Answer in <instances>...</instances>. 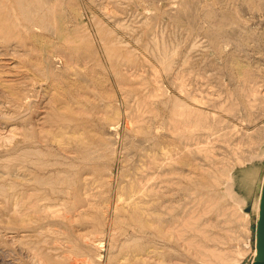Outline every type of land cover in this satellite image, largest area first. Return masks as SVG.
Wrapping results in <instances>:
<instances>
[{"label": "rangeland", "instance_id": "1", "mask_svg": "<svg viewBox=\"0 0 264 264\" xmlns=\"http://www.w3.org/2000/svg\"><path fill=\"white\" fill-rule=\"evenodd\" d=\"M43 1L46 2L45 5L52 7L50 10L51 15L48 14L45 17L44 13L39 12L37 14L39 20L45 17L42 19L44 25L41 24V20V22L37 21L35 28L32 26L35 30L32 28L29 30L30 35L26 27H20V32L18 31V33L21 37H17L15 34L14 36H8L5 31V33L0 32V141H2L0 142V193L6 191L5 188L8 189L7 193L0 194V264H120V261H122L121 264H132V262L133 264H161L162 261L163 264H167V262L169 264H209L210 261H205L209 257H202L205 259L202 260L201 255L194 249V245H186V247L180 243L179 246H184L183 248L185 249L182 250L183 248L180 249L177 243L167 245L162 240H160L161 242L159 240L158 242H151V248L153 246L156 248L151 249L146 255V251L140 254L141 247L139 245H144L148 239L152 240L154 237L151 236L152 234L144 236L140 226L134 221V224L131 222L133 218L130 216L133 210L130 204L132 203L133 206L134 201L141 204L145 200L153 201L156 204L161 203L164 212L173 208L175 212L182 213L181 215L190 212L194 213L196 208L199 210L202 206L199 204L201 197L205 198L204 200L206 201L209 199L208 204L212 202L206 209L205 217L203 218L208 217V233L214 239H209L205 245L223 249L228 259L232 260L231 264H251L256 247L257 215L254 205L259 199L264 175V0H49V4L46 0ZM62 7L63 9H61ZM53 14L54 16H52ZM48 23H52L53 27L52 25L48 27ZM38 24H41L40 27H38ZM42 27L45 29H42ZM36 28H40L43 31L41 32L38 29L36 33ZM51 30L53 31L52 34ZM10 34L12 33L9 32ZM69 34L73 35L70 36ZM23 39H26V42ZM27 39L29 42H27ZM14 43H17L16 47H19L16 48L17 51L10 48L14 46L12 45ZM28 43L30 45H27ZM30 50H34V53H31L33 51ZM23 51L24 53H22ZM171 51L172 53L173 51L176 52L171 54ZM15 52H18V55ZM169 53L175 55V58L173 59ZM162 54L167 56V59H163ZM168 56H170L171 60ZM161 60H163L162 64ZM68 61L69 63H67ZM169 63L172 67L169 66ZM178 66H181L180 69H178ZM165 67L170 68V71L167 72L169 69L166 68V71ZM182 71L184 76L183 74L180 75ZM177 72L181 76L179 77L181 81H179ZM175 75L179 82L176 81ZM183 77L184 79L182 80ZM149 91L151 92L149 93ZM152 91L157 98L149 100L150 97L147 96H151ZM52 93L54 94L51 95ZM159 94L158 98L157 95ZM173 94L178 95L175 97ZM171 96L172 99L176 100V103L172 101ZM146 97L149 100L145 101L147 107L142 101ZM134 98L140 102L138 107V101ZM181 98L184 101L186 100L183 103L187 102L184 106L180 102ZM23 100L24 102H22ZM49 100H53V102ZM166 101L167 103H165ZM173 102L176 106H179L177 107L178 110L173 108L175 106H173ZM46 103H48V106ZM141 104H143V108ZM170 106L174 110L176 109L177 112L172 108L173 112L169 111ZM45 107L48 109H44ZM184 107L189 108L187 110ZM139 108L143 109L144 112L142 110L140 112L144 115L138 113ZM195 108L198 111L201 109L200 112L204 117ZM179 109L182 110L183 117H180L182 114L180 115ZM153 110L154 112H152ZM146 111L151 112L150 115H148L149 113L145 114ZM185 112H188V114ZM189 112L192 115L195 114L194 112H198V114H195L197 117L195 118ZM205 112L206 114H204ZM172 113H177L175 118L172 117L174 116ZM211 113L213 114L211 115ZM74 114L76 117L73 116ZM152 114L154 115L152 116ZM208 114L209 116L207 117ZM140 115L142 116L141 120L145 119L142 122H138L140 121L138 117ZM178 115L179 119L177 118ZM187 115H191L197 120L195 121ZM198 115L201 117L198 118ZM205 117L209 118V121ZM184 118H187L188 121L183 124L181 122ZM202 118L206 119L205 122L208 121L209 125H213L209 127V132L205 128L208 123H205V125ZM69 119H72V122ZM156 119L157 121L159 120L158 124ZM172 119L173 121L175 119V121L173 122ZM198 119L203 120V122H200L202 127L199 125L202 128L201 132L198 126V129L193 128V125L199 123L200 120ZM48 120L53 123L56 122L54 123L55 125ZM67 120L71 123L69 121L66 123ZM177 120L180 122H177ZM189 120L191 123L194 120L193 124ZM44 121L45 123L49 122V124L46 125ZM24 123L25 127H22V129L18 127L19 125L23 126ZM188 123H190V126ZM172 124L175 127L178 125V130H176L177 128L174 130ZM14 125L18 129L20 128L21 131H17L18 129ZM59 125L63 126L60 127ZM12 126L13 128H11ZM23 128L26 130H28L27 128L31 129L27 131L31 136H28ZM45 128L48 130L47 134L50 135L47 136L46 134L44 136L46 131L40 129L45 130ZM50 128H53V130H50ZM180 128L182 130H179ZM191 128L194 130L193 132H191ZM36 129L38 133H36ZM69 129L76 134L75 136L73 135L74 137H84H80L82 139L80 142L83 144L71 138L69 139L70 141L72 140L73 145L68 141L66 134L70 132L68 131ZM205 129L208 133L204 132ZM10 130H12V133H19L17 135L12 134L14 136L12 137L11 135V140L9 139ZM32 130L38 134V137L34 132H31ZM79 131L81 133H78ZM172 131H174V134L175 131L178 132L174 136ZM64 132L66 133L65 136L62 134ZM59 134H61V137ZM78 134L81 135L79 136ZM151 135L153 141L150 139ZM33 136L37 137V139ZM40 136L41 139H39ZM43 137L48 138L45 140L50 141L46 143ZM57 137L61 140L58 144L56 143L58 141H56ZM143 137L146 140L145 142ZM185 138L189 141L186 140L185 142ZM53 139L56 144L51 142ZM197 139L198 142H196ZM43 140L45 141L44 144L42 143L44 142ZM62 140H64L62 143L63 148H59L58 146ZM73 141L77 142V146ZM193 141L198 143V145ZM103 142L106 146H104ZM67 144L68 146L70 145V147L67 146L69 149L74 144L78 148L74 146L70 149L71 151L69 149L63 151ZM89 144L94 149H90V152L93 151L94 153L95 148L97 149L94 156L89 154L90 152L87 156L85 155L87 154L85 151L88 152L90 148ZM161 144L162 148L160 147ZM201 144L202 146H200ZM187 146L190 147L188 148ZM196 146H199L197 147L198 151L195 149ZM99 147H102V149ZM86 148L88 149L86 150ZM190 148L193 150L190 151ZM35 149L39 153L35 152ZM41 149L42 151L44 150L43 153H41ZM74 149H78L80 152L81 150L79 149H82L83 153L85 152L83 154L84 157L78 151L76 153L72 152V150L75 151ZM163 149H167L165 153L172 158L168 156L167 158L166 154L163 153ZM204 150L207 151V153L205 152L206 154L202 152ZM26 151L30 154L37 153L38 156L37 154L35 156L30 155ZM146 151L149 154L151 153L152 156L150 155L147 158ZM208 152L211 154H208ZM16 153L18 154L16 155ZM96 154L98 155L95 157ZM161 154L165 155L162 156ZM25 155L27 157L23 158ZM39 155L42 158L45 155L41 159L45 163L39 162V158H41ZM153 155L157 158L153 157ZM185 155L188 159L183 157ZM36 156L38 157L37 161L35 160ZM91 156L94 157L93 161H96L91 163L94 167L96 166V169L94 168L93 170L91 167L89 169L87 164L88 158ZM176 156H178L177 159ZM152 157L158 161L154 159L152 161ZM208 157L209 159H207ZM64 158H69L70 160L67 159L69 160L67 161ZM240 159L242 162L238 163ZM62 160H64L65 166L64 163L61 164ZM79 161L80 163L82 162L81 166L75 167L79 164ZM216 161L220 162V164H217L218 162ZM209 162L211 163L209 164ZM71 163H75V168L71 165L72 170H70L68 165ZM148 163L150 164L148 165ZM213 163L218 168L213 166ZM211 164L213 168L210 167ZM141 165L146 166L148 168L147 171L144 170L145 167L143 166L142 169ZM19 166L21 169L18 168ZM67 167H69L70 173L67 171ZM169 167L173 168L170 169ZM205 167H209L212 170ZM137 168L140 170H137ZM200 168L201 170L204 169L203 172ZM221 168H223L225 174ZM150 169L153 171H149ZM217 169L223 177L217 172ZM225 169L226 171H224ZM51 170L53 172L57 171L52 173L55 175L60 170L62 171L59 174L64 175L66 173L64 175L66 183L62 182L64 185L61 183L62 190L66 189V192L64 191L66 194L56 189V194L54 195V191L52 192L53 196L51 195V191L47 187L48 184L44 181L50 174L46 175V179H41V174L50 173L52 172ZM73 170L76 171L73 172ZM170 171H174V174ZM140 172L143 174L144 179L145 177L150 178L149 176L152 177L154 174L155 178L158 174V177L155 178L157 182L153 177L150 183L148 182L149 179L146 182L147 184L149 183L147 185L149 193L146 190L147 195L145 196L147 198L143 196V199H130V203H126L129 200L127 195L128 187L132 183L131 181L136 178L135 174L139 177ZM226 173L228 175L224 178ZM166 174L169 175L166 177L164 176ZM68 175L71 176L68 177ZM186 176L190 179H186ZM228 176L234 178L227 179ZM39 177H41V180ZM71 177L72 179H77L73 181ZM90 177L93 178L91 179ZM192 178L195 180H192ZM213 180L214 182L216 181V184ZM163 182L171 186L163 184ZM177 182L181 184L177 186ZM2 183L6 186H3ZM150 184H153V188ZM42 185L45 186V190ZM66 185L71 186L67 187ZM181 185L182 187H180ZM217 186L219 189H216ZM9 187L11 190H9ZM163 188H167L166 191ZM203 188L206 191H203ZM228 188L230 191H228ZM191 191L196 201L191 197ZM201 191L202 193H200ZM196 193L200 195L199 198L195 197V195L198 196ZM47 194L50 195L48 196ZM86 194L91 195L85 197ZM120 194L121 196L124 195V199L122 197L121 200L119 199ZM63 195H66V197ZM42 196L44 198L45 196L51 197V199L45 198V201ZM82 197L85 200L81 199ZM41 198L44 199L45 203L43 201V204L40 203ZM56 199L59 201L66 199V202L62 204L60 201L61 204L58 206L57 203L59 201ZM86 199L88 202H92L93 205L92 203L91 205L90 203L87 204ZM125 199H127L126 202H124ZM190 199L192 200L189 201ZM47 200L49 205L50 202L54 203V208L50 207L52 211L46 208L49 207L46 206L48 204ZM80 200H82L83 204ZM184 201H188L186 202L188 205ZM235 203L238 206L240 205L238 209ZM117 206L122 207V210ZM180 206H185L186 208L182 207L181 209L179 208ZM232 206L233 209L231 208ZM75 208L77 209L75 210ZM123 209L130 214L126 215L128 212L124 213ZM81 210L84 212L83 214ZM52 212L55 213L56 217ZM71 215L72 218L70 217ZM84 216L86 217L83 218ZM89 217L92 219H89ZM126 219L131 223L126 222ZM96 220L99 222L98 225ZM211 222L214 224L212 225ZM49 226L53 227V229L49 230ZM195 240L200 241L199 237L195 238ZM81 246L87 250L82 249ZM160 249L163 250L161 253ZM134 250H137V253ZM120 251L121 253L119 254ZM135 255L139 257H135ZM148 258H151L153 262H150ZM234 258L237 260L236 262L233 260ZM215 264H224V262Z\"/></svg>", "mask_w": 264, "mask_h": 264}, {"label": "bare ground", "instance_id": "2", "mask_svg": "<svg viewBox=\"0 0 264 264\" xmlns=\"http://www.w3.org/2000/svg\"><path fill=\"white\" fill-rule=\"evenodd\" d=\"M46 1H47V3H48L49 0H46ZM51 1H52V0H51ZM51 1H50V2H51ZM45 3H46V2H44L43 0H0V32H4V31H5V32L8 33V34H7L8 36H12V35L14 36V34H15V36L18 37V36H20L19 33H18V31L20 32V27H22V26L26 27L27 30H28V32H29V30H30L31 28L33 29L32 26H34V28H35V26H36L35 23H36L37 21H40V20L42 21V19H44V18L46 17V15H48V14L51 15L50 10H51L52 7L50 8V6L45 5ZM52 3H53V2H52ZM48 4H49V3H48ZM64 4H65V3H64ZM64 4H63V6H64ZM50 5H51V4H50ZM59 6H60V4H59ZM65 7H66V6H65ZM61 9H63V7H62ZM52 11H53V10H52ZM52 11H51V12H52ZM63 11H64V10H63ZM39 12H41L42 14L44 13V15H45V17H44V18L42 17V19L40 18V20H39L38 15H37V14H39ZM55 12H56V11H55ZM41 13H40V14H41ZM53 13H54V12H53ZM63 13H64V12H63ZM42 16H43V15H42ZM52 16H54V14H53ZM67 16H68V15H67ZM39 17H40V16H39ZM48 17H49V16H48ZM49 18H50V17H49ZM49 18H48V20H49ZM46 19H47V18H46ZM51 19H52V18H51ZM41 21H40V22H41ZM68 21H69V19H68ZM71 21H72V20H71ZM45 22H46V21H45ZM47 22H48V21H47ZM55 22H56V21H55ZM64 22H65V21H64ZM49 23H50V22H49ZM49 23H48V24H49ZM67 23H68V22H67ZM69 23H70V21H69ZM34 24H35V25H34ZM41 24L44 25L43 21L41 22ZM41 24H40V25H41ZM56 24H57V23H56ZM56 24H55V26H56ZM63 24H64V23H63ZM38 25H39V24H38ZM38 25H37V26H38ZM40 25H39L38 27H40ZM46 25H47V24H46ZM50 25H52V23L49 24L48 27H49ZM43 27H44V26H43ZM43 27H42V29H45V28H43ZM52 27H53V25H52ZM52 27H51V28H52ZM70 27H71V26H70ZM72 27H73V26H72ZM22 28H23V27H22ZM36 29H37V30H36V33H37V32H38V29H40V28H36ZM53 29H54V28H53ZM53 29H52V30H53ZM33 30H35V29H33ZM40 30H41V29H40ZM49 30H50V29H49ZM52 30H51V34L53 33ZM55 30H56V28H55ZM42 31H43V30H41V32H42ZM77 31L80 32V30H78V29H77ZM5 32H4V33H5ZM9 32L12 33V34L9 35ZM41 32H39V33H41ZM47 32L49 33L48 30H47ZM65 32H66V31H65ZM81 32H82V31H81ZM54 33H55V32H54ZM20 34H21V33H20ZM26 34H27V33H26ZM45 34H46V33H45ZM29 35H30V32H29ZM39 35H40V34H39ZM41 35H42V34H41ZM43 35H44V33H43ZM69 35H70V34H69ZM72 35H73V34H72ZM72 35H70V36H72ZM4 36H5V35H4ZM25 36H26V35H25ZM33 36H34V35H33ZM53 36H54V35H53ZM213 36H214V35H213ZM6 37H7V36H6ZM20 37H21V36H20ZM27 37H28V36H27ZM30 37H31V36H30ZM43 37H44V36H43ZM45 37H46V36H45ZM68 37H69V36H68ZM68 37H67V38H68ZM79 37H80V36H79ZM8 38H10V37H8ZM11 38H14V37H11ZM28 38H29V37H28ZM67 38H66V39H67ZM76 38H77V37H76ZM14 39H15V38H14ZM20 39H21V38H20ZM49 39H50V38H49ZM77 39H79V38H77ZM2 40H3V39H2ZM17 40H18V39H17ZM23 40H25V42H26V39H23ZM23 40H22V41H23ZM45 40H47V39L45 38ZM71 40H72V39H71ZM73 40H75V39H73ZM75 41H76V40H75ZM27 42H29L28 39H27ZM31 42H32V41H31ZM59 42H60V41H59ZM61 42H62V41H61ZM65 42H66V41H65ZM68 42H69V40H68ZM23 43H24V42H23ZM57 43H58V42H57ZM103 43H104V42H103ZM12 45H14V46H12V47H10V48H13L15 51H17V50H16V48L18 47V46L16 47L17 43H14V44H12ZM27 45H30V44L28 43ZM27 45H25V46H27ZM73 45H74V44H73ZM79 45H80V44H79ZM113 45H114V44H113ZM35 46H36V45H35ZM111 46H112V45H111ZM29 47H30V46H29ZM72 47H73V46H72ZM74 47H75V45H74ZM79 47H80V46H79ZM79 47H78V48H79ZM8 48H9V47H8ZM18 48H19V47H18ZM30 48H32V47H30ZM38 48L40 49V47H38ZM78 48H77V49H78ZM8 50H9V49H8ZM49 50H52V49H49ZM106 50H107V49H106ZM0 51H1V49H0ZM20 51H21V50H20ZM30 51H33V52H31V53H34V50H30ZM41 51H42V50H41ZM11 52L14 53L13 51H11ZM25 52H26V51H25ZM27 52H28V50H27ZM167 52H168V51H167ZM174 52H176V51H173V53H174ZM5 53H6V52H5ZM15 53H16V52H15ZM17 53H18V52H17ZM17 53H16V54H17ZM22 53H24V51H23ZM55 53H56V52H55ZM164 53H165V52H164ZM170 53L173 54L172 51H171ZM170 53H169V54H170ZM7 54H8V53H7ZM49 54H50V53H49ZM68 54H69V53H68ZM105 54H106V53H105ZM171 54H170V55H171ZM8 55H9V54H8ZM17 55H18V54H17ZM20 55H21V54H20ZM29 55H32V54H29ZM51 55H52V54H51ZM55 55H56V54H55ZM55 55H54V56H55ZM162 55H163V54H162ZM167 55H168V54H167ZM122 56H123V55H122ZM171 56H172L173 59L175 58V55H171ZM61 57H62V56H61ZM168 57L170 58V56H168ZM71 58H72V57H71ZM164 58L167 59V56H164V55H163V59H164ZM31 59H32V58H31ZM37 59H38V58H37ZM49 59H50V58H49ZM72 59H73V58H72ZM119 59H120V58H119ZM166 59H165V60H166ZM45 60H46V59H45ZM68 60H69V59H68ZM116 60H117V59H116ZM159 60H160V59H159ZM165 60H164V62H165ZM170 60H171V58H170ZM170 60H169V61H170ZM35 61H36V60H35ZM162 61H163V60H161V64H162ZM172 61H173V60H172ZM81 62H82V61H81ZM84 62H85V60H84ZM108 62H109V61H108ZM167 62H168V61H167ZM48 63H49V62H48ZM67 63H69V61H68ZM76 63H77V62H76ZM120 63H121V61H120ZM165 63H166V62H165ZM171 63H172V62H171ZM185 63H186V61H185L184 64H183L184 66H185ZM34 64H35V63H34ZM74 64H75V63H74ZM84 64H85V63H84ZM163 64H164V63H163ZM169 64H170V63H169ZM32 65H33V62H32ZM177 65H179V64H177ZM183 65H182V67H184ZM164 66H165V64H164ZM166 66H167V64H166ZM169 66L172 67L171 64H170ZM173 67H174V66H173ZM175 67H176V66H175ZM178 67H179V66H178ZM178 67H177V68H178ZM180 67H181V66H180ZM180 67H179L178 69H180ZM45 68H46V67H45ZM68 68H69V67H68ZM166 68H167V67H165L164 69H165L166 71H167V69H169V70L167 71V72H169V71H170V68H167V69H166ZM177 68H176V69H177ZM129 70H130V69H129ZM165 70H164V73L166 74ZM173 70H174V69H173ZM178 72H180V71L178 70ZM178 72H177V73H178ZM118 73H119V72H118ZM184 73H185V72H184ZM167 74H168V73H167ZM174 74H175V73H174ZM181 74H183V71H182V73H180V75H181ZM176 75H177V74H176ZM176 75H175V76H176ZM185 75H186V74H185ZM177 76H178V78L181 77V76H179V73H178ZM177 76H176V81H177V82L181 81V80H180L181 78H179V81H178ZM183 76H184V74H183ZM186 76H187V75H186ZM170 77H171V76H170ZM185 78H186V77H185ZM134 79H135V78H134ZM172 79H173V78H172ZM183 79H184V77L182 78V80H183ZM173 80H175V79H173ZM184 81H185V80H184ZM186 81H187V80H186ZM73 82H74V81H73ZM174 82H175V81H174ZM69 83H70V82H69ZM71 83H72V82H71ZM122 83H123V82H122ZM181 83H182V82H181ZM67 84H68V83H67ZM123 84H124V83H123ZM123 84H121V85H123ZM171 84H172V83H171ZM171 84H170V85H171ZM176 84H177V83H176ZM176 84H175V85H176ZM182 84H183V83H182ZM68 85H70V84H68ZM126 85H127V83H126ZM133 85H134V84H133ZM136 85H137V84H136ZM157 85H158V84H157ZM164 86H165V85H164ZM176 86H177V85H176ZM176 86H174V87L177 88L178 86H177V87H176ZM181 86H182V85H181ZM75 87H77V86H75ZM129 87H130V85H129ZM157 87H159V86H157ZM182 87H183V86H182ZM182 87H181V88H182ZM78 88H79V87H78ZM78 88H77V89H78ZM161 89H162V88H161ZM187 89H188V87H187ZM141 90H142V88H141ZM158 90H159V89H158ZM158 90H157V91H158ZM176 90H178V89H176ZM180 90H181V89H180ZM123 91H124V90H123ZM163 91H164V89H163ZM167 91H168V90H167ZM181 91H182V90H181ZM187 91H188V90H187ZM52 92H53V91H52ZM71 92H72V91H71ZM124 92H125V91H124ZM147 92H148V91H147ZM150 92H151V91H149V93H150ZM128 93H129V92H128ZM181 93H182V92H181ZM53 94H54V93H52L51 95H53ZM147 94H148V93H147ZM154 94H155V93H153V91H152V94H151L152 98H151L150 95L147 96V97H150L149 100H150V99L157 98L156 95H154ZM156 94H157V93H156ZM51 95H50V97H51ZM131 95H132V94H131ZM144 95H145V93H144ZM144 95L142 94V96H144ZM174 95H175V94H173V96H174ZM177 95H178V94H177ZM177 95H175V97H176ZM188 95H189V94H188ZM188 95H186V96H188ZM192 95H193V94H192ZM54 96H55V95H54ZM56 96H57V95H56ZM157 96H158V98H159L160 94L157 95ZM161 96H162V95H161ZM184 96H185V95H184ZM27 97H29V95H27ZM61 97H62V96H61ZM131 97L133 98V96H131ZM147 97H146V99L142 100V101H144V103H145V101L148 99ZM163 97H164V96H163ZM180 97H182V96H180ZM180 97H179V98H180ZM24 98H25V97H24ZM135 98H136V97H135ZM135 98H134V99H135ZM160 98H161V97H160ZM169 98H170V97H169ZM169 98H168V100H169ZM189 98L191 99V97H189ZM193 98L196 99V97H194V96H193ZM193 98H192V99H193ZM54 99H55V98H54ZM82 99H83V97H82ZM163 99H164V98H163ZM171 99H172V96H171ZM177 99H178V98H177ZM184 99H185V98H184ZM19 100H20V99H19ZM56 100H57V99H56ZM129 100H130V99H129ZM135 100L138 101V99H135ZM149 100H147V101H149ZM181 100H182V101H181ZM47 101H48V100H47ZM49 101H50V102H53V100H49ZM159 101H160V99H159ZM159 101H158V102H159ZM172 101H174V102L176 103V100H174V98L172 99ZM183 101H184V100L181 98V99H180V102L183 103ZM185 101H186V100H185ZM185 101H184V102H185ZM193 101H194V100H193ZM195 101H196V100H195ZM22 102H24V100H23ZM174 102H173V106L175 105ZM57 103H58V102H57ZM88 103H89V102H88ZM126 103H127V102H126ZM129 103H130V102H129ZM138 103H140V102H139V101L137 102V107H138ZM142 103H143V102H142ZM144 103H143V104H144ZM165 103H167V101H166ZM190 103H191V102H190ZM46 104H47V106H48V103H46ZM49 104H52V103H49ZM143 104H141V107H142ZM146 104H147V103H145V105H146ZM151 104H152V103H151ZM177 104H178V103H177ZM185 104H187V102H186V103H183L182 106H184ZM17 105L19 106V104H17ZM53 105H54V104H53ZM53 105H52V106H53ZM58 105H59V103H58ZM63 105H65V104H63ZM134 105L136 106V104H134ZM54 106H55V105H54ZM54 106H53V107H54ZM152 106H153V104H152ZM175 106H176V105H175ZM175 106H174L173 108H176V109H177V107H179V106H176V107H175ZM186 106H187V105H186ZM192 106H193V105H192ZM66 107H67V106H66ZM146 107H147V105H146ZM146 107H145V108H146ZM150 107H151V105H150ZM158 107H159V106H158ZM195 107H197V106L195 105ZM46 108H47V107H45L44 109H46ZM55 108H56V107H55ZM57 108H60V107H57ZM142 108H143V107H142ZM171 108H172V106H170V109H169V108H167V109H169V111H170ZM173 108H172V109H173ZM181 108H182V107H181ZM184 108H186V107H184ZM187 108H189V107H187ZM187 108H186V109H187ZM191 108H193V107H191ZM191 108H190V109H191ZM47 109H48V108H47ZM49 109H50V108H49ZM52 109H53V108H52ZM176 109H175V110L173 109V110L176 111ZM190 109H189V111H190ZM195 109H196V108H195ZM195 109H194V110H195ZM198 109H199V108H198ZM140 110L143 111V109H140V108H139V111L137 110L138 113H141ZM177 110H178V109H177ZM179 110H180V115L182 114L180 117H183V113H181L182 110H181V109H179ZM184 110H185V109H184ZM184 110H183V111H184ZM187 110H188V109H187ZM196 110H197V109H196ZM53 111H54V110H53ZM53 111H52V112H53ZM132 111H134L133 108H132ZM192 111H193V109H192ZM197 111H198V110H197ZM200 111H201V109H200L198 112L201 113ZM52 112H51V113H52ZM56 112L60 113L59 111H56ZM56 112H55V113H56ZM71 112H72V111H71ZM118 112H120V111H118ZM143 112H144V111H143ZM152 112H154V110H153ZM171 112H173V111L171 110ZM176 112H177V111H176ZM198 112H194V113H195V114H196V113L198 114ZM202 112H203V111H202ZM45 113H46V112H45ZM55 113H54V114H55ZM74 113H75V112H74ZM147 113H149L148 115H150L151 112H147V111H146L145 114H147ZM185 113L188 114V112H185ZM185 113H184V114H185ZM189 113H190V112H189ZM208 113H209V112H208ZM42 114H43V112H42ZM54 114H53V115H54ZM134 114H135V111H134ZM172 114L174 115V116H172V117L175 118L177 113H175V114L172 113ZM178 114H179V113H178ZM190 114L192 115V113H190ZM195 114H193V115H194L195 118H196L197 116H196ZM201 114H202V113H201ZM204 114H206V112H205ZM212 114H213V113H211V115H212ZM56 115H57V114H56ZM71 115H72V113H71ZM141 115H144V114L141 113ZM141 115L138 116V117L140 118V121H138V122H142V121L145 120L144 118H143L144 120H141V117H142ZM153 115H154V114H152V116H153ZM158 115H159V114H158ZM191 115H190V116L187 115V116H188L189 118H193V119H194V117H191ZM193 115H192V116H193ZM50 116H51V115H50ZM62 116H63V115H62ZM73 116H75V114H74ZM130 116H131V114H130ZM202 116H203V114H202ZM208 116H209V114L207 115V117H208ZM45 117H46V116H45ZM55 117H57V116H55ZM60 117H61V116H60ZM66 117H67V116H66ZM66 117H65V118H66ZM75 117H76V116H75ZM155 117H157V116H155ZM158 117H159V116H158ZM199 117H201V116L198 115V118H199ZM203 117H204V116H203ZM214 117H215V116H214ZM39 118H40V117H39ZM50 118H52V117H50ZM58 118H59V117H58ZM61 118H63V117H61ZM61 118H60V119H61ZM78 118H79V117H78ZM145 118H146V117H145ZM159 118H160V117H159ZM177 118L179 119V115H178ZM205 118H206V117H205ZM48 119H49V117H48ZM52 119H53V118H52ZM67 119H68V118H67ZM79 119H80V118H79ZM134 119H135V118H134ZM160 119H161V118H160ZM162 119H163V118H162ZM202 119H203V118H202ZM206 119H207V118H206ZM206 119H205V120L203 119V120H204V124H205V123H208V121H209V120H208L209 118H208V119H207L208 121L205 122ZM215 119H216V118H215ZM22 120H23V119H22ZM50 120H51V119H50ZM69 120L72 122V119H69ZM69 120H67L66 123H68ZM76 120H78V119H76ZM167 120H168V119H167ZM169 120H170V118H169ZM194 120H195V119H194ZM194 120H192V123H191L190 120H189V121H190L191 124H193V121H194ZM196 120H197V119H196ZM196 120H195V121H196ZM198 120H200V119H198ZM203 120H202V121L200 120L198 124H195V125H193L194 127H193V126H191V127H193L194 129H196L197 126H198V128H200L199 130H200V132H201V129H202L201 127H202V125H200V122H203ZM220 120H221V119H220ZM45 121H46V120H45ZM45 121H44V123H45ZM48 121H49V120H48ZM52 121H53V120H52ZM63 121L65 122V120H63ZM70 121H69V122H70ZM152 121H153V120H152ZM156 121H157V119H156ZM156 121H155V122H156ZM158 121H159V120H158ZM158 121L156 122L157 124L159 123ZM172 121H173V119H172ZM172 121H169V122H172ZM174 121H175V119H174ZM174 121H173V122H174ZM186 121H188L187 118H184V119H182V122H181V123L184 124ZM212 121H213V120H212ZM49 122H51V121H49ZM49 122H48V123H45V124L47 125V124H49ZM61 122H62V121H61ZM71 122H70V123H71ZM146 122H147V121H146ZM153 122H154V121H153ZM173 122H172V123H173ZM177 122H180V121L177 120ZM197 122H198V121H197ZM197 122H195V123H197ZM42 123H43V122H42ZM51 123H53V122H51ZM54 123H56V122H54ZM54 123H53V124H54ZM62 123H63V122H62ZM66 123H65V124H66ZM73 123H74V122H73ZM147 123H149V122H147ZM190 123H188L189 126H190ZM210 123H211V122H210ZM217 123H218V122H217ZM28 124H31V123H28ZM60 124H61V123H60ZM154 124H155V123H154ZM154 124H153V126H154ZM173 124H174V123H173ZM173 124H172V127H174L173 129L175 130V128H177L176 130H178V128H179L178 125L175 127ZM178 124H179V123H178ZM201 124H202V123H201ZM220 124H221V123H220ZM21 125H22V124H21ZM24 125H25V123L23 124V126H20V125H19L18 127H20V128L22 129V127H25ZM54 125H55V124H54ZM57 125H58V124H57ZM57 125H56V126H57ZM67 125H69V124H67ZM143 125H144V124H143ZM150 125H151V124H150ZM175 125H176V123H175ZM179 125H180V124H179ZM199 125H200L201 127H200ZM205 125H206V124H205ZM26 126H27V125H26ZM59 126H60V125H59ZM61 126H63V125H61ZM61 126H60V127H61ZM73 126H74V125H73ZM73 126H72V127H73ZM160 126H161V125H160ZM160 126H159V127H160ZM167 126H168V125H167ZM186 126H187V125H186ZM210 126H213V125H211V124L209 125V123H208V125L205 127V128L208 129V130H207L208 132H209V127H210ZM218 126H219V124H218ZM14 127L17 128L16 125H14ZM27 127H28V126H27ZM33 127H35V126H33ZM48 127H49V126H48ZM70 127H71V126H70ZM70 127H69V128H70ZM156 127H157V125H156ZM11 128H13V126H12ZM15 128H14V131H15ZM20 128H19V129L17 128L18 130H17V129H16V130L19 131ZM31 128H32V127H31ZM146 128H147V127H146ZM146 128H145V129H146ZM181 128H183V127H181ZM181 128H180L179 130H182ZM188 128H190V127H188ZM198 128H197V129H198ZM203 128H204V127H203ZM216 128H217V127H216ZM23 129H24V128H23ZM27 129H28V130H31V129H29V128H27ZM47 129H48V128H47ZM140 129H141V128H140ZM140 129H139V130H140ZM153 129H154V127H153ZM157 129H158V128H157ZM211 129H212V128H211ZM211 129H210V131H211ZM28 130L24 129V132H27ZM40 130H42V131H46V133H44V136L47 134V131H48V130H46V128H45V130H44V129H40ZM50 130H53V128H50ZM50 130H49V131H50ZM54 130H55V128H54ZM56 130H57V129H56ZM61 130H63V129L61 128ZM71 130H72V129H71ZM168 130H169V127H168ZM189 130H190V129H189ZM191 130H192L191 132L194 131L192 128H191ZM10 131H11V134H9V133H10L9 131H8L9 133H7V134L10 135V136H9V135H8V136L10 137L9 139L11 140V138H12L14 135H17L18 132H16V133L13 132V133H12V130H10ZM20 131H21V130H20ZM22 131H23V130H22ZM37 131H38V130L36 129V133H38ZM68 131H70V129H69ZM144 131H145V130H144ZM170 131H171V130H170ZM197 131H198V130H197ZM202 131H203V130H202ZM212 131H213V129H212ZM24 132H23V133H24ZM29 132H30V131H29ZM31 132H34V130H32ZM31 132H30V133H31ZM39 132H40V131H39ZM51 132H52V131H51ZM56 132H57V131H56ZM72 132H73V130L70 131V132H68L67 134H66L65 132L62 133V134H63L64 136H65V134L67 135L66 137H67V139H68L69 142L72 141V140L70 141L69 138H71V139H73V140H75V141H77V142L82 141L81 138H84V137L80 136L81 134H80V135L78 134L81 138H80V137H74L76 134H74V133H72ZM146 132H147V131H146ZM151 132H152V131H151ZM153 132H154V131H153ZM172 132H173V135L175 136V134H176L178 131H175V134H174V131H172ZM172 132H169V133H172ZM187 132H189V131H187ZM187 132H186V133H187ZM204 132H206V129H205ZM208 132H206V133H208ZM213 132H214V131H213ZM213 132H212V133H213ZM34 133H35V132H34ZM34 133H33V134H34ZM36 133H35V134H36ZM78 133H81V131H79ZM144 133H145V132H144ZM154 133H155V132H154ZM158 133H159V132H158ZM195 133H196V132H195ZM198 133H199V131H198ZM12 134H14V135H12ZM18 134H19V133H18ZM24 134H25V133H24ZM33 134H32V135H33ZM40 134H41V132H40ZM142 134H143V133H142ZM142 134H141V135H142ZM151 134H152V133H151ZM159 134H160V133H159ZM210 134H211V133H210ZM11 135H12V137H11ZM27 135H28V136H31V134L29 135L28 132H27ZM36 135H37V137H38V134H36ZM36 135H35V136H36ZM48 135H50V134H47V136H48ZM59 135H60V137H61V134H59ZM73 135H74V136H73ZM82 135H83V134H82ZM149 135H150V133H149ZM149 135H148V136H149ZM170 135H172V134H170ZM197 135H198V134H197ZM206 135H208V134H206ZM25 136H26V135H25ZM54 136H55V135H54ZM54 136H53V137H54ZM99 136H100V135H99ZM142 136H143V135H142ZM148 136H147V137H148ZM160 136H161V135H160ZM163 136H164V135H163ZM202 136H203V135H202ZM202 136H201V137H202ZM4 137H5V136H4ZM15 137H16V136H15ZM15 137H14V140H15ZM23 137H24V136H23ZM33 137H34V136H33ZM37 137H34V138L37 139ZM49 137H50V136H49ZM55 137H56V136H55ZM58 137H59V136H58ZM58 137H57V139H56V141L58 140L57 142L54 140L55 138H54L53 141H51V142H53V143L56 142V143L58 144V142L61 141L60 139H58ZM60 137H59V138H60ZM147 137H146V138H147ZM153 137H154V135H153ZM167 137H168V136H167ZM167 137H166V139H167ZM194 137H195V136H194ZM210 137H211V136H210ZM210 137H209V138H210ZM212 137H213V134H212ZM212 137H211V138H212ZM27 138H29V137H27ZM31 138H32V137H31ZM43 138H44V140H45V139H48V138H45V137H43ZM51 138H52V135H51ZM143 138H144V137H143ZM155 138H156V137H155ZM159 138H160V137H159ZM159 138H158V139H159ZM162 138H163V137H162ZM164 138H165V137H164ZM181 138H182V137H181ZM181 138H180V139H181ZM183 138H184V136H183ZM187 138H188V137H187ZM202 138L204 139V136H203ZM5 139H6V140H9V139H7V138H5ZM36 139H34V140H36ZM39 139H41V136H40ZM39 139H38V140H39ZM49 139H50V138H49ZM61 139H62V138H61ZM150 139H152V135H151ZM150 139H149V140H150ZM166 139H165V140H166ZM169 139H171V138H169ZM205 139H206V138H205ZM212 139H213V138H212ZM2 140H3V139H2ZM6 140H5V141H6ZM12 140H13V139H12ZM18 140H19V139H18ZM31 140H32V139H31ZM34 140H33V141H34ZM38 140H37V141H38ZM44 140H43V141H44ZM65 140H66V139H65ZM159 140H160V139H159ZM186 140H187V139L185 138L184 141L186 142ZM192 140H193V139H192ZM200 140H202V139H200ZM206 140H208V139H206ZM19 141H20V140H19ZM33 141H32V142H33ZM40 141H41V140H40ZM45 141H46V143H48V141H50V140H48V141L45 140ZM45 141L42 142V143L44 144ZM63 141H64V140H62V142L60 143L59 146L57 145L59 148L63 146V145H62ZM75 141H73V142H75ZM83 141H84V139H83ZM142 141H143V140H142ZM145 141H146V140H145V138H144V142H145ZM152 141H153V139H152ZM174 141H175V140H174ZM187 141H189V140H187ZM209 141H210V140H209ZM0 142H2V141H0ZM8 142H11V141H8ZM20 142H21V141H20ZM77 142H75L76 146H77ZM144 142H143V145H144ZM193 142H194V141H193ZM196 142H198V139H197ZM196 142H194V143H196ZM16 143H17V142H16ZM18 143H19V142H18ZM49 143H50V142H49ZM56 143H55V144H56ZM81 143H82V142H80V144H81ZM103 143H104V142H103ZM191 143H192V142H191ZM38 144H39V143H38ZM71 144H72V142H71ZM75 144H74V146H75ZM82 144H83V143H82ZM188 144H189V143H188ZM192 144H193V143H192ZM48 145H49V144H48ZM48 145H46V146H48ZM72 145H73V144H72ZM72 145H71V146H72ZM90 145H91V144H89V147H90V148H89L88 152L85 151L87 154H85V152L83 153V151H82L83 148H82V149H79V150H81L82 153H81L80 151H78V149H76V150L74 149L75 151L72 150V152H75V153H76V152L78 151V152H80V154H82V155L85 154V155L87 156L88 153L90 152V149L94 150L93 148H91ZM92 145H93V144H92ZM177 145H179V144H177ZM194 145H195V144H194ZM196 145H198V143H196ZM203 145H204V143H203ZM206 145H207V144H206ZM38 146H39V145H38ZM44 146H45V145H44ZM46 146H45V147H46ZM64 146H65V145H64ZM67 146H68V144L65 146V148H64L65 150H63V151H66V149H69V148H67ZM74 146H72V147H74ZM76 146H75V147H76ZM80 146H81V145H80ZM104 146H106L105 143H104ZM200 146H202V144H201ZM48 147H49V146H48ZM51 147H52V146H51ZM68 147H70V145H69ZM72 147H71V148H72ZM87 147H88V146H87ZM92 147H93V146H92ZM160 147L162 148V144L160 145ZM170 147H172V146H170ZM173 147H174V146H173ZM178 147H180V146H178ZM187 147H188V146H187ZM189 147H190V146H189ZM189 147H188V148H189ZM197 147H199V146H196L195 149H197V151H198V148H197ZM205 147H206V146H205ZM38 148H39V147H38ZM38 148H37V149H38ZM54 148H55V147H54ZM62 148H63V147H62ZM71 148H70V149H71ZM76 148H78V147H76ZM79 148H81V147H79ZM99 148L102 149V147H99ZM144 148H145V147H144ZM161 148H160V149H161ZM167 148H169V147H167ZM180 148H181V147H180ZM185 148H186V146H185ZM191 148H192V147H191ZM191 148H190V151L193 150V149L191 150ZM203 148H204V147H203ZM206 148H207V147H206ZM29 149L32 150L31 147H29ZM37 149H35V150H36L35 152L38 151ZM42 149H43V148H42ZM42 149H41V153H43V151H44V150L42 151ZM49 149H50V148H49ZM70 149H69V150H70ZM87 149H88V148H86V150H87ZM145 149H146V148H145ZM181 149H182V148H181ZM186 149H187V148H186ZM33 150H34V148H33ZM83 150H85V149H83ZM92 150H91V151H92ZM96 150H97V149L95 148L94 153H93V151H92V152H90L89 154H91V155L93 154V156H94L95 152H97ZM163 150H164V151H163ZM163 150H162L163 153H165V150L167 151V149H163ZM206 150H208V149H206ZM24 151H25V150H24ZM28 151H29V150H28ZM28 151H26V152L28 153ZM50 151H51V149H50ZM67 151H68V150H67ZM70 151H71V150H70ZM151 151H152V150H151ZM172 151H173V150H172ZM182 151H183V150H182ZM208 151H209V150H208ZM39 152H40V148H39ZM39 152H37V153H39ZM155 152H156V151H155ZM160 152H161V151H160ZM168 152H169V151H168ZM178 152H179V151H178ZM193 152H194V151H193ZM199 152H200V153L203 152L204 154L207 153V151H205V150L202 151V152H201V151H199ZM205 152H206V153H205ZM32 153H33V151H32ZM37 153H34V154H30V153H28V154H30V155H34V156H35ZM41 153H40V154H41ZM47 153H48V152H47ZM47 153H46V154H47ZM49 153L51 154V152H49ZM171 153H172V152H171ZM173 153H174V152H173ZM183 153H184V152H183ZM17 154H18V153H16V155H17ZM23 154H25V153H23ZM23 154H22V155H23ZM44 154H45V153H44ZM146 154H147V158H148V156L150 157V155H151V153L149 154V153H147V151H146ZM165 154H166V153H165ZM165 154H164V155H165ZM184 154H185V153H184ZM193 154H195V153H193ZM193 154H192V155H193ZM208 154H211V153L208 152ZM30 155H29V156H30ZM41 155H42V154H41ZM41 155H39V157H41ZM48 155H49V154H48ZM56 155H57V154H56ZM56 155H55V157H56ZM97 155H98V154H96L95 157H96ZM155 155H156V154H155ZM155 155H153V157H154ZM161 155H162V154H161ZM164 155H162V156H164ZM170 155H171V154H170ZM37 156H38V154H37ZM37 156H36V157H37ZM46 156H47V155H46ZM80 156H81V155H80ZM80 156H79V157H80ZM89 156H90V155H89ZM151 156H152V155H151ZM167 156H168V154H166V157H167ZM171 156H172V155H171ZM209 156H210V155H209ZM24 157H27V156L25 155V156H23V158H24ZM44 157H45V155H44ZM44 157H43V158H44ZM47 157H48V156H47ZM51 157H52V156H51ZM57 157H58V156H57ZM72 157H73V156H72ZM83 157H84V155H83ZM91 157H92V156H91ZM91 157L88 158V163H87V162H86V163H87L88 166H89V167H88V166H87V167H88L89 169L92 168V170H93L94 168L96 169V166L94 167V165H92L91 163H92V162H96V161H93V158H94V157H92V158H91ZM153 157L151 158L152 161L155 160ZM155 157H156V156H155ZM159 157H161V156H159ZM166 157H164V158L167 159L169 156H168L167 158H166ZM177 157H178V156H176V159H177ZM180 157H181V156H180ZM183 157H186V155L183 156ZM43 158H42V157L39 158V159H40L39 162H40V161L44 162L43 160H41V159H43ZM76 158H77V157H76ZM156 158H157V157H156ZM169 158H172V157H169ZM186 158H187V157H186ZM28 159H29V158H28ZM36 159H38V157L35 158V160H36ZM64 159H66V158H64ZM67 159H69V158H67ZM67 159H66V160H67ZM83 159H84V158H83ZM143 159H144V158H143ZM149 159H150V158H149ZM149 159H148V160H149ZM153 159H154V160H153ZM187 159H188V158H187ZM207 159H209V157H208ZM207 159H206V160H207ZM210 159H211V158H210ZM69 160H70V159H69ZM69 160H67V161H69ZM73 160H74V159H73ZM73 160H71V161H73ZM76 160H78V159H76ZM80 160H82V159H80ZM94 160H96V159H94ZM182 160H183V159H182ZM212 160H213V159H212ZM7 161H8V160H7ZM7 161H6V162H7ZM36 161H37V160H36ZM62 161H63V162H62ZM62 161H61V164L64 163V166H65V162H64V160H62ZM85 161H87V160H85ZM97 161H98V160H97ZM155 161H158V160H155ZM159 161H160V160H159ZM179 161H181V160H179ZM189 161H190V160H189ZM207 161H208V160H207ZM209 161H210V160H209ZM240 161H241V159L238 160V163H239ZM57 162H59V161H57ZM74 162H75V161H74ZM168 162H169V161H168ZM216 162H218V161H216ZM241 162H242V161H241ZM33 163H34V162H33ZM35 163H36V162H35ZM44 163H45V162H44ZM50 163H51V162H50ZM69 163H70V162H69ZM72 163H73V162H72ZM72 163H71V164H68V165L70 166V170L73 169V168L71 167V165L74 167V164H75V163H74V164H72ZM76 163H77V162H76ZM81 163H82V162H81ZM81 163H80V161H79V164H78L77 166H75V167H78ZM86 163H85V164H86ZM142 163H143V162H142ZM142 163H141V164H142ZM155 163H156V162H155ZM164 163H166V162H164ZM185 163H186V162H185ZM207 163H208V162H207ZM210 163H211V162H209V164H210ZM11 164H12V163H11ZM37 164H38V163H37ZM40 164H41V163H40ZM53 164H54V163H53ZM53 164H52V165H53ZM55 164H56V161H55ZM89 164H90V165H89ZM94 164H95V163H94ZM149 164H150V163H148V165H149ZM156 164H158V163H156ZM156 164H155V165H156ZM209 164H208V166H209ZM217 164H220V162H218ZM217 164H216V165H217ZM240 164H241V163H240ZM59 165H60V164H59ZM68 165L66 164V166H68ZM82 165H83V164H82ZM36 166H37V165H36ZM80 166H81V165H80ZM85 166H86V165H85ZM142 166L145 167L144 170L147 171L148 168H146V166H144V165H141V167H142ZM158 166H159V164H158ZM169 166H170V164H169ZM171 166H172V165H171ZM175 166H176V165H175ZM189 166H190V165H189ZM213 166H215L214 163H213ZM223 166H224V165H223ZM225 166H226V165H225ZM228 166H229V165H228ZM228 166H227V167H228ZM230 166H231V165H230ZM23 167H24V166H23ZM40 167H41V166H40ZM53 167H54V165H53ZM62 167H63V166H62ZM75 167H74V168H75ZM90 167H91V168H90ZM97 167H98V166H97ZM141 167H140V168H141ZM143 167H142V169H143ZM164 167H165V166H164ZM167 167H168V166H167ZM167 167H166V168H167ZM210 167H212V164L210 165ZM215 167H216V166H215ZM220 167H222V166H220ZM220 167H219V168H220ZM18 168H20V166H19ZM65 168H66V167H65ZM65 168H63V169H65ZM71 168H72V169H71ZM138 168H139V167H138ZM138 168H137V170H140V169H138ZM156 168H157V167H156ZM169 168H170V167H169ZM171 168H173V167H171ZM171 168H170V169H171ZM174 168H175V167H174ZM177 168H178V167H177ZM202 168H203V167H202ZM205 168H206V169H209V170H212V169H210L209 167H205ZM212 168H213V167H212ZM216 168H218V167H216ZM216 168H215V169H216ZM228 168H229V167H228ZM12 169H13V168H12ZM12 169H11V170H12ZM20 169H21V168H20ZM63 169H62V170H63ZM68 169H69V167H67V171L70 173L71 171H69ZM81 169H83V167H81ZM81 169H80V170H81ZM85 169H86V168H85ZM142 169H141V170H142ZM159 169H160V168H159ZM161 169H162V168H161ZM221 169H222V172H223V168H221ZM22 170H23V169H22ZM56 170H57V169H56ZM56 170H55V172H57ZM62 170H60V172H61ZM151 170H152V169H150L149 171H151ZM157 170H158V168H157ZM200 170H201V168H200ZM203 170H204V169H203ZM203 170H201V171L203 172ZM231 170H232V169H231ZM231 170H229V171L231 172ZM47 171H48V170H47ZM47 171H46V172H47ZM49 171H50V170H49ZM51 171H52V172H50V173L47 172V174H45V173H44V174H41V177H42V178L39 177V179H40V178H41V179H46V175H49V174H50L49 176H47V179L44 180V181H46V183L48 184L47 187L50 189V191H51V195L53 194L52 192H54V191H55L54 195L56 194V189H57V191L63 193L66 189L62 190L61 183H62V182H63V183H64V182L66 183L65 176H64L66 173L63 172V173H65V174H64V175H61V174H59V173H60V172H59V173H57V175H55V174H52V173H55V172H53V170H51ZM74 171H76V170H73V172H74ZM81 171H82V170H81ZM97 171H98V170H97ZM152 171H153V170H152ZM201 171H200V172H201ZM224 171H226V169H225ZM16 172H17V171H16ZM30 172H31V171H30ZM89 172H91V171H89ZM141 172H142V171H141ZM141 172H140V173H141ZM143 172H144V171H143ZM162 172H163V171H162ZM170 172H172V171H170ZM173 172H174V171H173ZM173 172H172V174H174ZM209 172H210V171H209ZM211 172H212V171H211ZM217 172L219 173L218 169H217ZM222 172H221V173H222ZM230 172H229V173H230ZM8 173H9V172H8ZM144 173H146V172H144ZM187 173H188V172H187ZM205 173H206V172H205ZM223 173L225 174V172H223ZM227 173H228V171H227ZM227 173H226V175H224V178L227 177V175H228ZM33 174H34V173H33ZM51 174H52V175H51ZM67 174H68V173H67ZM92 174H93V173H92ZM96 174H97V173H96ZM134 174H135V173H134ZM153 174H154V172H153ZM156 174H157V173H156ZM169 174H170V173H169ZM169 174H166V175H164V176L167 177V175H169ZM179 174H180V173H179ZM192 174H193V173H192ZM207 174H208V173H207ZM213 174H215V173H213ZM219 174H220V173H219ZM54 175H55V176H54ZM71 175H72V174H71ZM71 175H70V176H71ZM75 175H76V173H75ZM176 175H177V174H176ZM180 175H181V174H180ZM182 175H183V174H182ZM209 175H210V174H209ZM220 175H221V174H220ZM220 175H219V178H220ZM43 176H44V178H43ZM70 176L68 175V177H70ZM72 176H73V175H72ZM147 176H149V175H147ZM154 176H155V174H154ZM154 176L152 175L153 178H154ZM161 176H162V175H161ZM170 176H172V175L170 174ZM170 176H169V177H170ZM184 176H185V175H184ZM195 176H196V175H195ZM212 176H213V175H212ZM221 176L223 177V175H221ZM230 176H231V175H230ZM230 176H228L227 179H229V178L233 179V178H234V177H230ZM76 177H77V175H76ZM135 177H136V178L134 179V181H131L132 183H131L130 186L128 187L129 189L127 188V189H128L127 195H128V197H129V200L126 202L127 199H125L124 202H126V203H128V202L130 201V199H133V200H134V199L136 200V198L143 199V196L145 197V196L147 195V192H148L147 185L151 182L150 180L153 179L151 176H149L150 178H148V177L146 178V177H145V179H146V180H145L144 177H143V174H142V173L139 175V177L136 176V174H135ZM156 177H158V174H157ZM156 177H155V178H156ZM162 177H163V176H162ZM169 177H168V178H169ZM188 177H190V176H188ZM192 177H193V175H192ZM198 177H199V176H198ZM216 177H217V176H216ZM222 177H221V178H222ZM37 178H38V176H37ZM77 178H78V177H77ZM77 178H75V179H77ZM90 178H91V177H90ZM92 178H93V177H92ZM92 178H91V179H92ZM155 178H154V180H155ZM173 178H174V177H173ZM180 178H181V177H180ZM35 179H36V177H35ZM41 179H40V180H41ZM71 179H72V177H71ZM75 179H72V180L74 181ZM148 179H149V181H148ZM183 179H184V178H183ZM186 179H188L187 176H186ZM189 179H190V178H189ZM189 179H188V180H189ZM212 179H214V178H212ZM227 179H226V180H227ZM69 180H70V179H69ZM72 180H71V181H72ZM94 180H95V179H94ZM154 180H153V181H154ZM184 180H185V179H184ZM192 180H195V179L192 178ZM214 180H215V179H214ZM214 180H213V182H214ZM216 180H217V179H216ZM221 180H222V179H221ZM44 181H43V183H44ZM147 181L149 182L148 184L146 183ZM155 181H156V180H155ZM190 181H191V180H190ZM190 181H189V182H190ZM228 181H229V180H228ZM67 182H68V181H67ZM156 182H157V181H156ZM156 182H155V183H156ZM166 182H167V181H166ZM189 182H188V183H189ZM215 182H216V181H215ZM215 182H214V183H215ZM218 182H219V181H218ZM220 182H222V181H220ZM224 182H225V180H224ZM224 182H223V183H224ZM226 182H227V181H226ZM0 183H1V182H0ZM37 183H38V180H37ZM39 183H42V182H39ZM63 183H62V184H63ZM69 183H71V182H69ZM158 183H159V182H158ZM158 183H157V184H158ZM169 183H170V182H169ZM171 183H172V181H171ZM186 183H187V182H186ZM67 184H68V183H67ZM73 184H74V182H73ZM80 184H81V182H80ZM89 184H90V183H89ZM91 184H92V183H91ZM163 184H166V185H167L168 183L163 182ZM174 184H175V183H174ZM180 184H181V183L177 182V186H179ZM182 184H184V183H182ZM215 184H216V183H215ZM219 184H220V183H219ZM231 184H232V183H231ZM2 185L4 186L5 184L2 183ZM2 185H1V186H2ZM24 185H25V184H24ZM59 185H60V186H59ZM63 185H64V184H63ZM76 185H77V184H76ZM150 185H151V184H150ZM150 185H149V186H150ZM152 185H153V184H152ZM152 185H151V187L153 188ZM161 185H162V182H161ZM168 185L171 186L170 184H168ZM192 185H194V184H192ZM263 185H264V175H263V178H262V185H261L260 196H259L258 201H257V202L255 203V205H254V206H255V213H256V215H257V222H258L259 213H260V205H261V196H262ZM3 186H2V187H3ZM5 186H6V185H5ZM9 186H10V184H9ZM42 186H43V185H42ZM66 186H67V185H66ZM66 186H65V187H66ZM68 186H71V185H68ZM68 186H67V187H68ZM74 186H75V185H74ZM81 186H82V185H81ZM81 186H80V187H81ZM159 186H160V184H159ZM172 186L174 187V185H172ZM175 186H176V185H175ZM232 186H233V185H232ZM7 187H8V186H7ZM59 187H61V188H59ZM85 187H86V186H85ZM121 187H122V186H121ZM180 187H182V185H181ZM180 187H179V188H180ZM215 187H216V186H215ZM220 187H221V186H220ZM42 188H44V190L46 189L45 186H43ZM72 188H73V185H72ZM77 188H78V187H77ZM83 188H84V187H83ZM148 188H149V187H148ZM155 188H156V187H155ZM155 188H154V189H155ZM229 188H230V187H229ZM229 188H228V189H229ZM157 189H162V188H157ZM163 189H165V188H163ZM166 189H167V188H166ZM166 189H165V191H166ZM185 189H186V188H185ZM196 189H197V188H196ZM212 189H213V188H212ZM216 189H219L218 186H217ZM5 190H6V191H4V192L7 193V192H8V191H7L8 189L5 188ZM9 190H11L10 187H9ZM47 190H48V189H47ZM84 190H85V188H84ZM146 190H147V192H146ZM213 190H214V189H213ZM1 191H2V189H1ZM50 191H49V192H50ZM67 191H68V190H67ZM72 191H73V190H72ZM78 191H79V190H78ZM155 191H156V189H155ZM163 191H164V190H163ZM193 191H194V190H193ZM203 191H206V190L203 188ZM228 191H230V189H229ZM4 192H3V193H4ZM45 192H47V191H45ZM65 192H66V191H65ZM65 192H64V193H65ZM82 192H83V191H82ZM89 192H90V191H89ZM89 192H87V193H89ZM91 192H92V191H91ZM121 192H122V191H121ZM174 192H176V191H174ZM180 192H181V191H180ZM183 192H186V191H183ZM196 192H198V191H196ZM209 192H210V191H209ZM3 193H0V194H3ZM43 193H44V192H43ZM148 193H149V192H148ZM190 193H192V191H191ZM200 193H202V191H201ZM231 193H232V192H231ZM57 194H58V193H57ZM59 194H60V193H59ZM65 194H66V193H65ZM164 194H165V193H164ZM169 194H170V193H169ZM182 194H183V193H182ZM196 194H197V193H196ZM198 194H199V192H198ZM198 194H197V195H198ZM233 194H234V193H233ZM10 195H11V194H10ZM47 195L49 196L50 194H47ZM78 195H80V194H78ZM83 195H84V194H83ZM86 195H88V194H86ZM86 195H85V197H89V195H91V194H89L88 196H86ZM170 195H171V194H170ZM224 195H225V194H224ZM13 196H15V195H13ZM13 196H12V197H13ZM52 196H53V195H52ZM58 196H59V195H58ZM63 196L66 197V195H63ZM98 196H99V195H98ZM123 196H124V195H123ZM123 196H121V194H120V195H119V197H120L119 199L121 200V199L123 198ZM193 196H194V195H193V193H192L191 197L194 199ZM203 196H204V195H203ZM205 196H206V195H205ZM225 196H226V195H225ZM225 196H224V197H225ZM8 197H9V195H8ZM42 197H43V196H42ZM60 197L63 198L62 196H60ZM60 197H59V198H60ZM79 197H80V196H79ZM121 197H122V198H121ZM155 197H156V196H155ZM195 197H198V198H199L200 195H198V196L195 195ZM221 197H222V196H221ZM226 197H227V196H226ZM10 198H11V196H10ZM16 198H17V196H16ZM43 198H44V197H43ZM45 198H46V199L48 198V200H49V198L51 199V197H46V196H45ZM45 198H44V199H45ZM57 198H58V197H57ZM145 198H147V197H145ZM176 198H177V196H176ZM222 198H223V197H222ZM41 199H42V198H41ZM44 199H42L41 201H40V199H39L40 203H42V201H43ZM46 199H45V201H46ZM63 199H64V198H63ZM63 199H62V200H63ZM77 199H78V198H77ZM81 199H83V197H82ZM123 199H124V198H123ZM148 199H149V198H148ZM204 199H205V198H203V197H201V198L199 199V204L202 205V206H201V208H200L199 210H198V208H196V210H198L196 214H194V213L196 212V210H195L194 213H191V212H190V213L183 214V215H181L182 213L175 212V211L173 210V208H170V210L168 209L169 211L167 210L166 212H164V211L162 210L163 205H162L161 203L156 204L155 202L150 201V200H145L144 202H142V200H140V201L142 202V203L140 204V203L137 202V201H134V202H133V200H131V201L133 202V206H132V203L130 204V205H131L130 207L133 208V210L131 211L132 213L130 214L128 211H126V212H128V214H127V213L124 211V209H123L124 213H126V215H129V214H130L131 218H133L132 220L130 219L131 222L133 223V221H134L135 223H137V224L140 226V229H141V231L144 233V236H146V235L149 236V235L152 234L151 236L154 237V238H152V240H149V239H148L147 241H146V238L144 237L146 243H145L144 245H139V247H141V248H140V249H141V250H140V251H141L140 254L143 253L144 251H146V252H145V255H146V253L150 252L151 249L156 248L155 246H153V248H151V245H150L151 242H155V241L158 242V240H159V242H161L160 240H162V242L166 243L167 245H172L173 243H174V244L177 243V244H178V247H180V249H182V248L184 247V246H183V247L179 246L180 243H182L181 245L184 244L185 246H186V245H187V246H193V245H194L195 248H194V247H193V248L196 249V251L198 252V254L201 255V258H202V257H203V258H205V257H206V258L209 257V258H207L208 260H205V259L202 258V260H205L206 262H209V261H210L209 264H212V263H214V264H215V263H221L222 261L224 262V264H231V263H232V260L228 259V257L225 255V252H224L223 249H220V248H212V247H210V246L205 245V243H206L209 239H211V238H213V237L208 233V228H207V227L209 226V225H208V224H209V222H208L209 219H207L208 217L206 216L207 218H203V217H205L204 215H205V213H206V209H208V207L210 206L209 204L212 203V202H210V203L208 204L209 199H208V201H206V200H204ZM48 200H47V201H48ZM56 200H58V199H56ZM62 200H60V201L62 202V204H63V202H66V199L63 200V201H62ZM75 200H76V199H75ZM83 200H85V199H83ZM117 200H118V199H117ZM191 200H192V199H190L189 201H191ZM212 200H214V199H212ZM212 200H211V201H212ZM18 201H19V200H18ZM52 201H53V200H52ZM58 201H59V200H58ZM60 201H59L58 203H57V201H56V203H57L58 206L61 204ZM86 201H87V199H86ZM194 201H196V200L194 199ZM215 201H217V200H215ZM236 201H237V200H236ZM37 202H38V200H37ZM43 202H44V201H43ZM80 202L82 203V200H80ZM87 202H88V201H87ZM87 202H86V203H87ZM94 202H95V201H94ZM120 202H121V201H120ZM120 202H117V203H120ZM122 202H123V201H122ZM184 202H185V201H184ZM186 202H188V201H186ZM186 202H185V204L188 205ZM197 202H198V201H197ZM44 203H45V202H44ZM47 203H48V204H47ZM47 203H46V204H47L46 206H49V207H46V208H48V210L50 211V210H51L50 207H53V206H54V205H53L54 203L50 202V205H49V201H48ZM89 203H90V202H88L87 204H89ZM91 203H92V202H91ZM91 203H90V205H91ZM129 203H130V202H129ZM203 203H204V205H203ZM216 203H217V202H216ZM233 203H234V202H233ZM238 203H239V202H238ZM42 204H43V203H42ZM82 204H83V203H82ZM87 204H86V205H87ZM123 204H124V203H123ZM199 204H196V205H199ZM213 204H214V203H213ZM36 205H37V204H36ZM57 205H56V206H57ZM86 205H84V206H86ZM90 205H88V206L91 207ZM92 205H93V203H92ZM124 205H125V204H124ZM176 205H177V204H176ZM176 205H175V206H176ZM181 205H182V204H181ZM56 206H55V207H56ZM62 206H63V205H62ZM62 206H61V207H62ZM67 206H68V205H67ZM168 206H169V205H168ZM194 206H195V205H194ZM211 206H214V205H211ZM216 206H217V205H216ZM235 206H237L236 208L238 209V207H239L240 205L238 206V204L236 205V203H235ZM44 207H45V205H44ZM61 207H60V208H61ZM117 207H119V206H117ZM169 207H170V206H169ZM182 207H183V206H182ZM182 207L180 206L179 208L182 209ZM184 207H185V206H184ZM184 207H183V208H184ZM217 207H218V206H217ZM217 207H216V208H217ZM53 208H54V207H53ZM84 208L86 209V207H84ZM119 208L121 209L122 207H119ZM185 208H186V207H185ZM194 208H195V207H194ZM231 208L233 209V206H232ZM236 208H234V210H236ZM55 209H57V208H55ZM71 209H72V208H71ZM76 209H77V208H75V210H76ZM82 209H83V208H82ZM129 209H130V208H129ZM190 209H191V208H190ZM221 209H223V208H221ZM240 209H241V208H240ZM53 210H54V209H53ZM83 210H84V209H83ZM121 210H122V209H121ZM192 210H193V209H192ZM192 210H190V211H192ZM214 210H215V209H214ZM228 210H229V208H228L226 211L228 212ZM51 211H52V210H51ZM58 211H59V209H58ZM81 211H82V210H81ZM123 211H122V212H123ZM182 211H183V210H182ZM207 211H208V210H207ZM217 211H218V210H217ZM237 211L239 212V210H237ZM237 211H236V212H237ZM68 212H69V211H68ZM71 212H72V211H71ZM78 212H79V211H78ZM78 212H77V214H78ZM52 213H53V212H52ZM52 213H51V216H52ZM57 213H58V212H57ZM61 213H62V212H61ZM83 213H84V212L82 211V214H83ZM124 213H123V214H124ZM231 213H232V212H231ZM233 213H234V212H233ZM53 214H54V216H55V213H53ZM70 214H71V213H70ZM70 214H69V215H70ZM85 214H86V213H85ZM223 214H224V213H223ZM236 214H238V213H236ZM58 215H59V213H58ZM67 215H68V214H67ZM231 215H232V214H231ZM234 215H235V214H234ZM245 215H247V214H245ZM79 216H80V215H79ZM222 216H223V215H222ZM55 217H56V216H55ZM70 217L72 218V215H71ZM70 217H68V218H70ZM85 217H86V216H84L83 218H85ZM128 217H129V216H128ZM128 217H127V219H128ZM216 217H217V216H216ZM232 217H233V216H232ZM244 217H245V216H244ZM60 218H61V217H60ZM218 218H219V216H218ZM220 218H221V217H220ZM238 218H239V217H238ZM89 219H92V218L89 217ZM127 219H126V222H128ZM247 219H248V218H247ZM66 220H67V219H66ZM130 220H129V221H130ZM237 220H238V219H237ZM98 221H99V220H98ZM235 221H236V220H235ZM249 221H250V220H249ZM96 222H97V220H96ZM131 222H128V223H131ZM228 222H229V221H228ZM98 223H99V222H97V225H98ZM124 223H125V222H124ZM128 223H127V225L129 226ZM226 223H227V222H226ZM226 223H224V224H226ZM63 224H64V223H63ZM133 224H134V223H133ZM211 224H212V222H211ZM213 224H214V223H213ZM213 224H212V225H213ZM52 225H53V224H52ZM64 225H65V224H64ZM123 225H124V224H123ZM212 225H211V226H212ZM220 225H221V224H220ZM222 225H223V224H222ZM125 226H126V225H125ZM2 227H3V226H2ZM2 227H1V228H2ZM49 227H50V226H49ZM120 227H121V226H120ZM129 227H130V226H129ZM132 227H133V225H132ZM10 228H11V227H10ZM35 229H36V228H35ZM51 229H53V227H50V228H49V230H51ZM132 229H133V228H132ZM132 229H131V230H132ZM210 229H211V228H210ZM212 229H213V227H212ZM219 229H220V228H219ZM219 229H218V230H219ZM39 230H40V229H39ZM10 231H11V230H10ZM25 231H26V230H25ZM54 231H55V230H54ZM134 231H135V230H134ZM213 231H216V230H213ZM4 232H5V231H4ZM33 232H34V231H33ZM33 232H32V233H33ZM219 232H220V230H219ZM5 233H6V232H5ZM132 234H133V233H132ZM256 234H257V224H256ZM33 235H34V234H33ZM74 235H76V234H74ZM215 235H216V234H215ZM82 236H84V235H82ZM85 236L87 237V235H85ZM228 236H229V235H228ZM86 237H84V238H86ZM197 237H199L200 241H196V240H195V238H197ZM216 237L218 238V236H216ZM75 238H76V237H75ZM78 238H79V237H78ZM138 238H139V237H138ZM79 239H80V238H79ZM86 239H87V238H86ZM135 239H136V238H135ZM139 239H140V238H139ZM156 239H157V240H156ZM213 239H214V238H213ZM219 239H221V238H219ZM82 240L85 242V240H84L83 238H82ZM136 240H137V239H136ZM215 240H216V239H215ZM215 240H214V241H215ZM86 241H88V239H87ZM214 241H213V243H215ZM216 241H217V240H216ZM77 242H78V239H77ZM217 242H218V241H217ZM74 243H75V241H74ZM85 243L87 244V242H85ZM255 243H256V242H255ZM82 244H83V243H82ZM86 244H84V245H86ZM218 244H219V242H218ZM84 245H83V246H84ZM137 245H138V244H137ZM126 246H127V245H126ZM187 246H186V247H187ZM67 247H68V246H67ZM81 247H82V246H81ZM61 248H62V247H61ZM83 248H84V247H82V249H83ZM128 248H129V247H128ZM188 248H189V247H188ZM69 249H70V247H69ZM79 249H80V248H79ZM84 249H85V248H84ZM178 249H179V248H178ZM180 249H179V250H180ZM189 249H190V248H189ZM80 250H81V249H80ZM85 250H87V249H85ZM122 250H123V249H122ZM182 250H185V249L183 248ZM186 250H187V248H186ZM83 251H84V250H83ZM125 251H126V250H125ZM134 251L137 253V250H134ZM161 251H163V250L160 249V253H161ZM194 251H195V250H194ZM196 251H195V252H196ZM86 252H87V251H86ZM120 253H121V251L119 252V254H120ZM157 253H158V252H157ZM185 253H186V251H185ZM193 253H194V252H193ZM48 254H49V253H48ZM133 254H134V253H133ZM149 254H151V253H149ZM163 254H164V253H163ZM177 254H178V253H177ZM255 254H256V247H255V250H254L253 260H254ZM200 255H199V256H200ZM122 256H123V255H122ZM133 256H134V255H133ZM137 256H138V255H137ZM137 256L135 255V257H137ZM143 256H144V255H143ZM143 256H142V257H143ZM165 256H166V255H165ZM45 257H46V256H45ZM49 257H50V256H49ZM138 257H139V256H138ZM140 257H141V256H140ZM144 257H145V256H144ZM144 257H143V258H144ZM146 257H147V256H146ZM51 258H52V257H51ZM121 258H122V257H121ZM151 258H152V257H151ZM151 258H150V259H151ZM169 258H170V257H169ZM210 258H211V259H210ZM47 259H48V258H47ZM49 259H50V258H49ZM119 259H120V258H119ZM148 259H149V258H148ZM150 259H149V261H150V262H151V261L153 262V260H152V259L150 260ZM154 259H155V258H154ZM213 259H214V261H213ZM159 260H161V259H159ZM175 260H176V259H175ZM233 260H234L235 262L237 261V260H235V258H234ZM253 260L251 261V264H252ZM49 261H50V260H49ZM133 261H134V258H133ZM154 261H157V260H154ZM172 261H173V259H172ZM212 261H213V262H212ZM5 262H6V261H5ZM8 262H9V261H8ZM46 262H47V261H46ZM46 262H45V263H46ZM121 262H122V261H120L119 263L121 264ZM123 262H124V261H123ZM131 262H132V261H131ZM134 262H135V261H134ZM158 262H160V261H158ZM165 262H167V261H165ZM177 262H179V261H177ZM198 262H199V261H198ZM3 263H4V262H3ZM9 263H10V262H9ZM172 263H173V262H172ZM174 263H175V261H174ZM179 263H184V262H179ZM199 263H200V262H199ZM46 264H47V263H46ZM132 264H133V262H132ZM150 264H151V263H150ZM153 264H154V263H153ZM161 264H163V261L161 262ZM167 264H169V263L167 262ZM188 264H189V263H188Z\"/></svg>", "mask_w": 264, "mask_h": 264}, {"label": "water", "instance_id": "3", "mask_svg": "<svg viewBox=\"0 0 264 264\" xmlns=\"http://www.w3.org/2000/svg\"><path fill=\"white\" fill-rule=\"evenodd\" d=\"M252 264H264V185L261 196L260 213L257 222L256 254Z\"/></svg>", "mask_w": 264, "mask_h": 264}]
</instances>
